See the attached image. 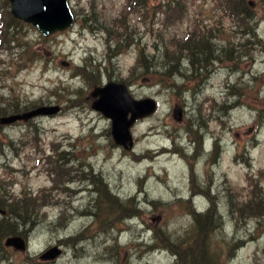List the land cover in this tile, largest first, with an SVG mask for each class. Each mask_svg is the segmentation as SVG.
I'll use <instances>...</instances> for the list:
<instances>
[{
    "label": "rangeland",
    "instance_id": "374dc122",
    "mask_svg": "<svg viewBox=\"0 0 264 264\" xmlns=\"http://www.w3.org/2000/svg\"><path fill=\"white\" fill-rule=\"evenodd\" d=\"M160 1L130 13L126 0H70L74 25L47 37L0 0V109L59 107L0 125V201H43L17 234L26 251L2 242L0 264H180L178 244L207 214L206 248L221 264H264V214L241 217L232 206L251 201L254 185L264 195V0L248 25L220 0H189L176 20L156 12ZM193 37L196 61L205 45L213 54L197 65L182 46ZM203 38L211 45L200 47ZM177 50L178 65L160 68ZM109 82L158 101L133 125L132 150L92 106ZM107 190L120 204L102 198ZM55 248L56 258L42 257Z\"/></svg>",
    "mask_w": 264,
    "mask_h": 264
},
{
    "label": "trees",
    "instance_id": "16d2710c",
    "mask_svg": "<svg viewBox=\"0 0 264 264\" xmlns=\"http://www.w3.org/2000/svg\"><path fill=\"white\" fill-rule=\"evenodd\" d=\"M223 1V6L225 11H229L230 13H232L233 16L237 17L239 20H244L243 23H246L247 25L252 23L253 21L256 20V10L254 9V5H256L254 0L251 1H247V0H220ZM189 2V0H161L156 7V12L157 13H163L165 15V17H169V18H173V20H176V18H180L182 16H184V12L187 9V3ZM250 2H253L252 4ZM255 3V4H254ZM128 9H125L127 12L132 13V11H136L137 8L142 9L145 8L146 10L150 11V6L148 4V0H126V5ZM222 6V7H223ZM241 16V17H240ZM128 20L127 18H123L120 19V27H123L124 29H129L128 27ZM130 25V24H129ZM3 27V25H2ZM246 28V25H245ZM244 28V29H245ZM252 28V27H251ZM255 30V27H253V29L251 30V33ZM243 32H245L246 34H249V31H247L246 29L243 30ZM115 30L113 28H108V34L109 36L115 34ZM5 34V33H3ZM129 33H126V35H128ZM255 35V34H254ZM116 36V35H115ZM251 37V36H249ZM195 38L193 37V39L191 38H187V42L186 43H182L183 49H188L191 50V57H192V63L197 65L199 64V61L204 59V62H206V60H208V56L210 54V56H213V54L209 53V48L207 45H211L210 40L208 39H199L198 42H200L202 47L201 51H198L199 54L203 55V57L196 61L195 60V48H197L198 46H196L195 43ZM247 41H250V38L247 39ZM199 44V43H198ZM246 46H248V43L245 44ZM2 46H4V41H2ZM212 51V50H211ZM178 52H180L179 50L173 52V54H175L174 59L169 60L168 62L164 63L160 68H165L166 70H170L174 65L173 64H177L178 65V57L177 54ZM171 53V52H170ZM213 53V51H212ZM208 55V56H206ZM145 59V57H144ZM148 63V65H146V62ZM144 61V72L148 73V71L150 70L151 73L152 72V68H150L149 65L152 66V64L145 59ZM141 64L143 65V61H141ZM178 71V70H177ZM35 106L32 107H23L20 108L18 105H12L10 106V109H4L2 107V109H0V115H8V112H21L23 110H27L30 108H33ZM199 140V139H198ZM217 146V145H216ZM262 188L259 186L258 188V184L254 185V197L251 201L247 202L246 204H243V206H237V205H232L234 212H237L241 215V217H244L245 215H248L249 217L252 216H256V217H260L262 214H264V195L261 194L262 192ZM104 195L102 196V198L109 204L110 200L113 204H120L119 203V199L118 197L114 196L113 194H111L108 190L106 192L101 191ZM108 195H106V194ZM40 202H43L42 199L40 197H33V196H29V194L21 197V198H16L10 201L8 195L5 197V200L2 199L0 201V206H4L6 209L5 210H1L3 212H5L2 217V219H0V256L3 252L2 247L4 248V246L1 244L2 242H4L6 240L7 237L11 236V235H17V234H22L24 233L23 230H26V225L28 224V219L32 218L34 216L37 215V212L40 208ZM249 213V214H246ZM204 216L201 215L198 217L196 225H197V230H198V234L194 231L191 232L190 234V238L191 235L194 236L193 240L191 238L190 239H186L184 241H182L180 244H178L180 249H177V251L182 250L179 252V255L182 256V258H180V264H221L219 259H218V254L219 251L214 250L212 248H214L213 246H210V249H208V247L206 248V241H205V237L207 233L211 232V229L209 228V217L210 215L207 214L206 218H203ZM191 241L188 245L186 244V242ZM203 241V242H202ZM190 246H192L190 248ZM7 248V247H6ZM197 249L199 250V256L197 257L195 255V253L193 252V260L192 261H188L190 263H186V259L184 258L183 254L185 252H188L189 255H191V252ZM225 250L230 251L227 247L225 248Z\"/></svg>",
    "mask_w": 264,
    "mask_h": 264
},
{
    "label": "water",
    "instance_id": "95a60500",
    "mask_svg": "<svg viewBox=\"0 0 264 264\" xmlns=\"http://www.w3.org/2000/svg\"><path fill=\"white\" fill-rule=\"evenodd\" d=\"M14 17L31 23L44 36L63 31L74 22V13L69 0H10ZM251 4L253 2H250ZM253 5V4H252ZM93 96H99L93 103V108L102 112L112 120V135L118 145L127 150L134 147V137L131 132L133 125L147 115L156 112L158 101L153 98L136 99L125 83L109 82L108 85L93 91ZM59 111V107L39 106L37 108L2 116L0 124L11 125L17 121H28L38 116L48 115ZM174 117L182 120V108L174 109ZM4 214L5 212L2 211ZM6 247L16 251H26L27 240L20 235H11L5 240ZM55 248L47 251L42 257L54 259L60 254Z\"/></svg>",
    "mask_w": 264,
    "mask_h": 264
},
{
    "label": "bare ground",
    "instance_id": "6f19581e",
    "mask_svg": "<svg viewBox=\"0 0 264 264\" xmlns=\"http://www.w3.org/2000/svg\"><path fill=\"white\" fill-rule=\"evenodd\" d=\"M193 212H194L195 217H197L198 216V213L195 210Z\"/></svg>",
    "mask_w": 264,
    "mask_h": 264
}]
</instances>
